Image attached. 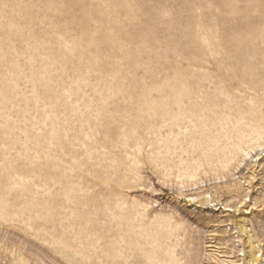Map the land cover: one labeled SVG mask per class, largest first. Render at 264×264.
Instances as JSON below:
<instances>
[{"label": "rangeland", "instance_id": "374dc122", "mask_svg": "<svg viewBox=\"0 0 264 264\" xmlns=\"http://www.w3.org/2000/svg\"><path fill=\"white\" fill-rule=\"evenodd\" d=\"M0 264H264V0H0Z\"/></svg>", "mask_w": 264, "mask_h": 264}, {"label": "bare ground", "instance_id": "6f19581e", "mask_svg": "<svg viewBox=\"0 0 264 264\" xmlns=\"http://www.w3.org/2000/svg\"><path fill=\"white\" fill-rule=\"evenodd\" d=\"M257 260V259H256Z\"/></svg>", "mask_w": 264, "mask_h": 264}]
</instances>
